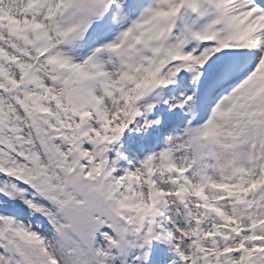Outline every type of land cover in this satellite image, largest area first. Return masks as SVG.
<instances>
[{
    "label": "snow or ice",
    "instance_id": "snow-or-ice-1",
    "mask_svg": "<svg viewBox=\"0 0 264 264\" xmlns=\"http://www.w3.org/2000/svg\"><path fill=\"white\" fill-rule=\"evenodd\" d=\"M0 264H264V0H0Z\"/></svg>",
    "mask_w": 264,
    "mask_h": 264
}]
</instances>
